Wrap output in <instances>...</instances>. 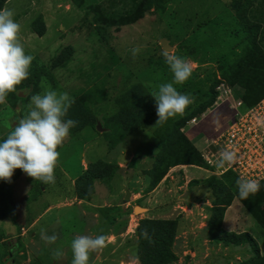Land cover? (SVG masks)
I'll return each mask as SVG.
<instances>
[{
	"label": "rangeland",
	"instance_id": "374dc122",
	"mask_svg": "<svg viewBox=\"0 0 264 264\" xmlns=\"http://www.w3.org/2000/svg\"><path fill=\"white\" fill-rule=\"evenodd\" d=\"M4 8L14 11L34 59L29 77L0 104V141L28 115L31 96L47 88L74 98L65 119L78 123L57 148L54 183L21 169L10 183L0 180V264H71L72 240L101 234L106 247L90 253L88 264H246L257 257L251 243L210 239L212 181L223 175L198 166L178 134L201 151L232 120L233 101L218 99L217 87L230 86L237 98L224 69L247 38L264 50V0H0ZM243 19L259 28H242ZM133 48L140 49L135 56ZM164 50L191 63L190 78L174 86L194 102L156 124L150 92L172 80ZM193 116L197 123H189ZM182 155L188 163L175 164ZM136 205L145 210L135 212ZM166 221L171 228H163ZM221 225L251 234L264 254V230L239 198L224 208ZM42 229L57 234L55 243L41 239ZM54 249L64 253L59 260Z\"/></svg>",
	"mask_w": 264,
	"mask_h": 264
},
{
	"label": "clouds",
	"instance_id": "9594fccd",
	"mask_svg": "<svg viewBox=\"0 0 264 264\" xmlns=\"http://www.w3.org/2000/svg\"><path fill=\"white\" fill-rule=\"evenodd\" d=\"M14 11L0 9V104L6 102L9 93L30 75L32 55L25 52L19 39L21 25L14 19ZM135 56L140 49L133 48ZM165 63L171 73V82L159 83L150 95L156 106V124H163L169 118L183 115L194 98L179 92L174 85L187 81L193 68L191 63L167 50L162 51ZM75 103L68 92H57L47 88L43 94L31 96L29 113L18 120L14 128L0 141V180L11 182L14 170L21 169L26 175L39 180L42 184L54 183V170L60 153L57 151L78 121L65 119L71 106ZM234 150L221 148L214 166L219 169L238 162ZM238 195L246 200L260 190V181L241 175L236 180ZM41 239L47 244L55 243L57 234L48 235L41 230ZM142 235L150 239L147 230ZM107 237L103 234L90 236L78 235L71 242V264H88L90 253L106 247ZM52 258L59 260L64 253L60 249L52 250Z\"/></svg>",
	"mask_w": 264,
	"mask_h": 264
},
{
	"label": "trees",
	"instance_id": "16d2710c",
	"mask_svg": "<svg viewBox=\"0 0 264 264\" xmlns=\"http://www.w3.org/2000/svg\"><path fill=\"white\" fill-rule=\"evenodd\" d=\"M244 22L245 20L243 19L242 28H259L258 24H251L248 21L246 24ZM224 75L229 84L239 92V94L236 93V96L242 100V108L250 107L264 96V50L258 46L254 39L247 38L242 47L240 56H238L227 69H224ZM204 107L205 105L203 108ZM113 126L115 127V131H113L114 136L120 138L121 136L118 131L121 129V126L118 123H114ZM178 136L182 139L180 141L184 145V148L187 149L188 154L193 156V160L198 163V166L201 165L204 166V168H208L201 157L200 151L190 142L188 137L183 133H179ZM176 159L179 161L175 164L188 163L184 155L176 156ZM221 175L219 179L214 177L212 181L215 190V200L217 201L215 205H213L212 210L213 213L217 215V221L211 224L210 239L216 242H224L225 244L251 243L254 246V252L258 255L255 259L246 264H264V254H259L255 239L251 234L248 232L236 233L227 231L223 229L221 225L224 208L231 204L234 197H237L264 230V181L260 182V190L257 193L250 195L246 200H241L236 185L238 177L231 171H227ZM8 192L9 190L7 188L6 193ZM6 207L7 209L10 207L8 195L6 198ZM143 223L146 224L147 222ZM163 228L171 227L166 221L164 222ZM172 235L173 234L170 233V239Z\"/></svg>",
	"mask_w": 264,
	"mask_h": 264
},
{
	"label": "built area",
	"instance_id": "2783aa9c",
	"mask_svg": "<svg viewBox=\"0 0 264 264\" xmlns=\"http://www.w3.org/2000/svg\"><path fill=\"white\" fill-rule=\"evenodd\" d=\"M217 98L222 96L233 101L231 104L235 110L232 120L223 131L217 135L204 139V147L200 151L201 157L209 170L216 175L227 171L233 172L238 178L243 175L248 178L264 181V96L243 111L238 107L242 100L232 95L231 87L221 84L217 87ZM189 123H197V117H192ZM221 148L234 150L239 159L234 165H226L219 169L214 166Z\"/></svg>",
	"mask_w": 264,
	"mask_h": 264
},
{
	"label": "water",
	"instance_id": "95a60500",
	"mask_svg": "<svg viewBox=\"0 0 264 264\" xmlns=\"http://www.w3.org/2000/svg\"><path fill=\"white\" fill-rule=\"evenodd\" d=\"M97 129L100 130V126H98ZM137 208H139L140 210H145V208H143V207H141V206H139V205H136V206L134 207V211H135V212H139V210H137Z\"/></svg>",
	"mask_w": 264,
	"mask_h": 264
},
{
	"label": "bare ground",
	"instance_id": "6f19581e",
	"mask_svg": "<svg viewBox=\"0 0 264 264\" xmlns=\"http://www.w3.org/2000/svg\"><path fill=\"white\" fill-rule=\"evenodd\" d=\"M137 210H140L139 208H137Z\"/></svg>",
	"mask_w": 264,
	"mask_h": 264
}]
</instances>
